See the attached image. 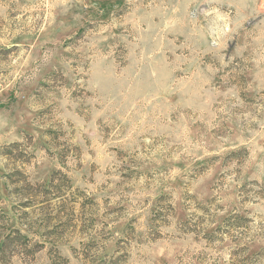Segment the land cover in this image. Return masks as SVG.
<instances>
[{
  "label": "rangeland",
  "instance_id": "rangeland-1",
  "mask_svg": "<svg viewBox=\"0 0 264 264\" xmlns=\"http://www.w3.org/2000/svg\"><path fill=\"white\" fill-rule=\"evenodd\" d=\"M0 264H264V0H0Z\"/></svg>",
  "mask_w": 264,
  "mask_h": 264
}]
</instances>
